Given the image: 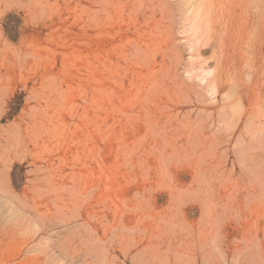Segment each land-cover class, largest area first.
Segmentation results:
<instances>
[{
	"label": "rangeland",
	"instance_id": "rangeland-1",
	"mask_svg": "<svg viewBox=\"0 0 264 264\" xmlns=\"http://www.w3.org/2000/svg\"><path fill=\"white\" fill-rule=\"evenodd\" d=\"M102 2L0 0V264H264V0L220 93L207 4Z\"/></svg>",
	"mask_w": 264,
	"mask_h": 264
},
{
	"label": "bare ground",
	"instance_id": "bare-ground-1",
	"mask_svg": "<svg viewBox=\"0 0 264 264\" xmlns=\"http://www.w3.org/2000/svg\"><path fill=\"white\" fill-rule=\"evenodd\" d=\"M189 1L198 3L199 0ZM201 2L202 4H207L205 10L202 9V14L205 12L206 15L204 20V29L206 32L205 36H203V38H205L203 45L205 50L211 51L215 68L211 71L208 69H202L200 74L197 75V78L199 77V79L201 81H205L206 84L210 82V84L206 86L208 87V90H215L217 93H220L221 90H224L223 84L233 78L231 77L232 72L230 69V64L232 63L231 61H234V57L231 55L230 49L231 51L234 50L235 43L239 40L237 38L236 29L234 28L235 15L237 13L233 7L234 4H228L230 0H210L209 3L205 2V0H201ZM107 3V0H104V10L107 9ZM198 7H200V5ZM247 48H249V52L247 51V54H251L252 56L251 52L253 48L250 47V44ZM210 74H213L212 79L208 81L206 77Z\"/></svg>",
	"mask_w": 264,
	"mask_h": 264
}]
</instances>
